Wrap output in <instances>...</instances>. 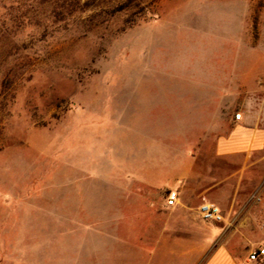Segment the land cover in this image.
Segmentation results:
<instances>
[{
	"label": "rangeland",
	"instance_id": "obj_1",
	"mask_svg": "<svg viewBox=\"0 0 264 264\" xmlns=\"http://www.w3.org/2000/svg\"><path fill=\"white\" fill-rule=\"evenodd\" d=\"M237 112L264 135V0H0V264H264V138L169 157Z\"/></svg>",
	"mask_w": 264,
	"mask_h": 264
},
{
	"label": "crops",
	"instance_id": "obj_2",
	"mask_svg": "<svg viewBox=\"0 0 264 264\" xmlns=\"http://www.w3.org/2000/svg\"><path fill=\"white\" fill-rule=\"evenodd\" d=\"M242 119H235L233 116L232 127L229 135H219L214 141L212 148L208 151L200 150L198 147L194 148L191 146L181 147L180 150H176L174 154L169 157H237L241 154L250 155L252 151L258 149L263 143L262 140L264 135H260L259 131L247 130ZM215 123L206 124L205 128L207 130L216 129ZM190 174V173H189ZM178 186V185H177ZM172 190L177 193V200L173 205L175 210L182 211L188 219H196L199 213V206L194 202V199L199 198L202 194L199 192L190 195L191 198L187 197L189 192L184 189ZM207 189L202 193L207 195L208 199L212 200L213 203L217 204L224 212V209L228 208L231 212L235 210V201L233 198L230 203H224L219 196H210L206 192ZM193 196H195L193 198ZM199 215H198V214ZM201 217V215L199 216ZM202 218V217H201ZM226 219V217H225ZM202 220H204L202 218ZM207 264H239L237 259L231 253V251L223 245L218 249L216 257L214 260Z\"/></svg>",
	"mask_w": 264,
	"mask_h": 264
},
{
	"label": "built area",
	"instance_id": "obj_3",
	"mask_svg": "<svg viewBox=\"0 0 264 264\" xmlns=\"http://www.w3.org/2000/svg\"><path fill=\"white\" fill-rule=\"evenodd\" d=\"M241 118H242V113L237 112L235 114V119H241ZM177 197H178L177 193L174 191H171L167 199L168 204L173 205L175 201L177 200ZM199 213L201 217L206 221L221 222L225 220V214L223 210L217 204L210 202V201H204L200 204ZM262 255H264V247L253 250L250 255V258L258 259Z\"/></svg>",
	"mask_w": 264,
	"mask_h": 264
}]
</instances>
